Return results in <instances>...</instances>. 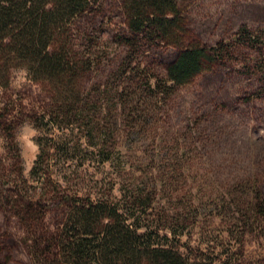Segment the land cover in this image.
<instances>
[{
  "label": "rangeland",
  "instance_id": "rangeland-1",
  "mask_svg": "<svg viewBox=\"0 0 264 264\" xmlns=\"http://www.w3.org/2000/svg\"><path fill=\"white\" fill-rule=\"evenodd\" d=\"M124 2L98 0L97 10L71 18L73 50L82 58L93 49L98 55L74 85L81 91L78 104L94 105L87 115L91 130L80 125L82 120L59 118L52 126L47 112L62 101L56 84L34 82L22 60L9 68L1 99L12 122L0 131V264H33L28 229L12 205L14 197L23 203L22 194L38 198L46 190L37 206L44 210L43 229L54 233L64 222L68 204L61 197L66 193L117 202L125 184L115 175L118 161L128 163L136 183L146 186L153 198L148 210L168 213L159 223L180 233V247L189 257L264 264V0H176L179 22L171 38L147 43L138 56L141 63L122 72ZM241 27L251 31L252 40L243 37ZM85 34L99 45L89 50ZM184 44L209 50L225 45L231 51L172 93L147 94L144 113L150 124L131 127L122 103L109 98L107 88L115 93L132 72L140 82L166 79L167 63ZM33 130L51 135L37 175L29 174L37 151ZM9 132L6 142L2 135ZM105 135L112 141L110 160L96 150ZM178 213L183 218L177 224L170 219Z\"/></svg>",
  "mask_w": 264,
  "mask_h": 264
},
{
  "label": "trees",
  "instance_id": "trees-1",
  "mask_svg": "<svg viewBox=\"0 0 264 264\" xmlns=\"http://www.w3.org/2000/svg\"><path fill=\"white\" fill-rule=\"evenodd\" d=\"M124 3L127 21L120 40L127 47V52L120 64L122 72H126L128 65L136 67L141 63L138 56L147 43L170 39L179 22L176 0H125ZM94 6H99L98 0H0L1 132L9 129L12 122L11 113L1 99L10 82L9 68L18 60L26 63L34 82L47 80L56 84L62 101L47 112L52 126L57 125L61 118L66 122L82 120L81 126L84 123L88 130L93 128L87 115L94 110V105H86V108L78 104L81 103V91L74 85L77 76L89 72L92 62L97 63L98 55L90 48L93 44L98 46L99 42L85 34L83 40L89 44H83L91 51L83 54V58L78 56L79 53L73 50L71 18L97 10ZM240 31L244 38L252 40L249 29L241 27ZM230 51V47L225 45L209 50L184 44L167 63L166 79L140 82L139 74L138 81L132 72V76L127 77L128 84L118 86L115 93L109 87L106 92L109 98L117 100L115 103H122V113L132 123L131 127L140 129L151 121L144 113L150 104L147 94L172 93L177 86L205 69L208 63L217 57L223 58ZM2 136H7L6 142H10L12 134ZM48 136L51 135L37 133L32 137L37 151L29 168L30 175L41 173L50 148ZM95 144L98 154L104 160H110V136L105 135ZM181 148V157L185 158L186 147ZM129 166L128 163L121 165L116 162L115 175L125 180L117 202L89 194H64L61 199L68 208L61 228L54 233L43 229L44 210L37 206L41 199H46V190L40 191L38 198L29 193L22 194L23 203L18 197L12 199V205L28 229L27 240L33 264H218L194 259L184 253L179 244L180 233H174L173 229L159 223L167 219L168 213L163 209L148 210L153 198L145 192L144 184L136 183L134 176L127 171ZM16 187L10 188L12 193L16 192L13 190ZM107 197L110 198L111 194ZM256 204L260 206L261 203ZM257 210L254 207L252 212ZM179 218L183 217L178 213L170 220L178 224Z\"/></svg>",
  "mask_w": 264,
  "mask_h": 264
},
{
  "label": "clouds",
  "instance_id": "clouds-1",
  "mask_svg": "<svg viewBox=\"0 0 264 264\" xmlns=\"http://www.w3.org/2000/svg\"><path fill=\"white\" fill-rule=\"evenodd\" d=\"M32 135H35L34 130L32 131ZM24 139L28 140L29 143H31V139L28 136H25Z\"/></svg>",
  "mask_w": 264,
  "mask_h": 264
}]
</instances>
